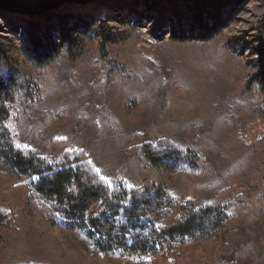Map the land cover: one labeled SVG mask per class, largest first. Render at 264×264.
I'll return each mask as SVG.
<instances>
[{
	"label": "rangeland",
	"instance_id": "1",
	"mask_svg": "<svg viewBox=\"0 0 264 264\" xmlns=\"http://www.w3.org/2000/svg\"><path fill=\"white\" fill-rule=\"evenodd\" d=\"M199 14L209 27L192 31ZM184 34L193 39L181 41ZM0 43L4 69L29 83L6 120L17 145L53 162L50 142L60 140L110 185L147 181L178 204L219 198L223 228L186 246L184 261L264 264V0H94L37 15L0 9ZM90 107L96 129L86 136L80 122ZM162 138L198 153L205 167L154 164L143 145ZM26 181L0 170V207L13 215L12 225L0 224V264H109L62 234L50 202L30 190L27 203L16 187Z\"/></svg>",
	"mask_w": 264,
	"mask_h": 264
},
{
	"label": "trees",
	"instance_id": "2",
	"mask_svg": "<svg viewBox=\"0 0 264 264\" xmlns=\"http://www.w3.org/2000/svg\"><path fill=\"white\" fill-rule=\"evenodd\" d=\"M215 13L211 21L217 23ZM209 24L199 14L191 28L205 30ZM187 39L193 37L184 34L180 38ZM35 43L38 54L43 53L45 49ZM61 48L67 49L64 35ZM5 57V48L0 43V170L27 180L16 186L20 195L24 192L27 203L34 204L33 195L28 194L30 190L50 202L51 217L62 234L88 250L93 259L109 264H201L185 262L183 251L223 228L226 214L219 198L200 207L189 200L178 204L169 194L153 193L147 181L140 187L110 185L95 171L84 152L63 149L60 140L50 142L51 152L58 157L53 162L17 145L6 120L10 116V103L28 95L29 83L20 72L4 69ZM80 124L86 136L93 135L96 120L92 107ZM143 149L154 164L171 172L184 165L205 167L198 153L170 139L146 142ZM12 220V213L0 207V224L12 225ZM139 255H148L149 263Z\"/></svg>",
	"mask_w": 264,
	"mask_h": 264
},
{
	"label": "water",
	"instance_id": "3",
	"mask_svg": "<svg viewBox=\"0 0 264 264\" xmlns=\"http://www.w3.org/2000/svg\"><path fill=\"white\" fill-rule=\"evenodd\" d=\"M91 1L94 0H0V9L21 14L37 15L43 10L56 8L64 3H87Z\"/></svg>",
	"mask_w": 264,
	"mask_h": 264
},
{
	"label": "snow or ice",
	"instance_id": "4",
	"mask_svg": "<svg viewBox=\"0 0 264 264\" xmlns=\"http://www.w3.org/2000/svg\"><path fill=\"white\" fill-rule=\"evenodd\" d=\"M99 171V170H98Z\"/></svg>",
	"mask_w": 264,
	"mask_h": 264
}]
</instances>
